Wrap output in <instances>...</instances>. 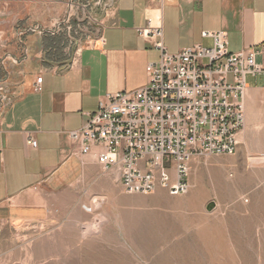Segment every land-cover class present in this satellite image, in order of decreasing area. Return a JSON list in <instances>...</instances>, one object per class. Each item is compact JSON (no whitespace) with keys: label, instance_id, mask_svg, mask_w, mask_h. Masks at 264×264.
Here are the masks:
<instances>
[{"label":"crops","instance_id":"obj_1","mask_svg":"<svg viewBox=\"0 0 264 264\" xmlns=\"http://www.w3.org/2000/svg\"><path fill=\"white\" fill-rule=\"evenodd\" d=\"M85 1L96 12L97 34L79 49L77 62L69 50L71 40L60 34L70 29L66 9L62 30L49 9L30 4L21 13L14 2L10 11L1 12V35L10 36L13 44L2 45L0 66L5 58L16 63L8 76L11 101L0 115V224L45 216L53 194L82 181L110 185L115 180L120 185L114 174L102 172L95 154L80 153L70 133L86 124L108 94L147 85L146 68L160 59L154 42L137 32L149 22L162 27L171 54L194 46L211 48L212 40L202 34L219 31L227 34L231 53L264 52V0ZM256 62L264 66V54ZM1 76L0 81L6 79L5 72ZM247 86L245 127L252 111L264 106V73L249 76ZM29 140L37 142L36 149Z\"/></svg>","mask_w":264,"mask_h":264},{"label":"rangeland","instance_id":"obj_2","mask_svg":"<svg viewBox=\"0 0 264 264\" xmlns=\"http://www.w3.org/2000/svg\"><path fill=\"white\" fill-rule=\"evenodd\" d=\"M15 1L0 0V16ZM69 3L13 5L49 9L57 25L69 14V32L61 24L60 34L75 54L97 34L96 12L85 0L75 4L86 10ZM1 33L0 50L12 43ZM240 142L234 157L193 161L185 196L127 195L114 179L53 194L45 216L0 224V264H264V106L252 111Z\"/></svg>","mask_w":264,"mask_h":264},{"label":"built area","instance_id":"obj_3","mask_svg":"<svg viewBox=\"0 0 264 264\" xmlns=\"http://www.w3.org/2000/svg\"><path fill=\"white\" fill-rule=\"evenodd\" d=\"M68 5L88 7L75 0ZM137 32L160 53L159 61L146 68L147 85L108 94L70 139L82 155L95 154L103 172L114 174L127 195L149 196L162 189L172 197L185 196L191 190L193 161L237 154L246 124L247 78L264 73L256 62L264 52L231 53L227 34L219 31L202 34L212 40L211 48L194 46L171 54L161 26L149 22ZM15 63L13 58L1 62L6 79L0 81V115L11 101L8 68ZM42 81L37 80L39 92ZM28 145L37 148L34 140Z\"/></svg>","mask_w":264,"mask_h":264},{"label":"trees","instance_id":"obj_4","mask_svg":"<svg viewBox=\"0 0 264 264\" xmlns=\"http://www.w3.org/2000/svg\"><path fill=\"white\" fill-rule=\"evenodd\" d=\"M3 73H2V70L0 69V78L2 77L1 75H2Z\"/></svg>","mask_w":264,"mask_h":264},{"label":"bare ground","instance_id":"obj_5","mask_svg":"<svg viewBox=\"0 0 264 264\" xmlns=\"http://www.w3.org/2000/svg\"><path fill=\"white\" fill-rule=\"evenodd\" d=\"M84 51V50H83Z\"/></svg>","mask_w":264,"mask_h":264}]
</instances>
